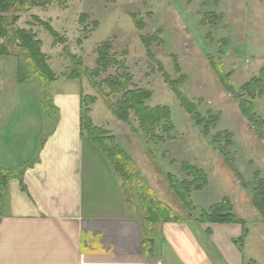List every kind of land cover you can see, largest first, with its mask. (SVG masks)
I'll list each match as a JSON object with an SVG mask.
<instances>
[{
	"label": "rangeland",
	"instance_id": "1",
	"mask_svg": "<svg viewBox=\"0 0 264 264\" xmlns=\"http://www.w3.org/2000/svg\"><path fill=\"white\" fill-rule=\"evenodd\" d=\"M204 2L65 0L20 13L16 25L33 31L41 40L42 53L57 79L43 83L28 68L27 81L19 83L18 56L26 52L19 41L11 47V53L0 55V83L7 89L2 90L0 85V106L5 119L14 122L11 131L15 133L16 149L21 145L20 139L23 142L26 136L43 130L41 120L43 123L61 118L57 93L91 95L95 100L84 106L88 110L85 112L88 123L112 137L114 145L127 153L126 159L135 164L140 178L147 182L148 192L171 207L177 221L198 226L203 210L229 202L239 218L262 222L254 204V190L264 180V80L256 84L253 96L247 86L252 79L259 78L264 68V0H218L213 6ZM209 12L216 14L217 19L208 18ZM131 14L143 21L142 31L137 29ZM46 24L56 35L50 33ZM156 33L159 39L153 44V56H149L140 36ZM105 41L112 45L110 54L117 53L118 60L126 61L133 76L130 88L151 91L148 106L169 107L175 126L173 132L163 134L158 128L153 132L143 130L134 112L129 122L120 120L114 113V105L121 94L111 93L105 85V95L100 94L82 69L79 79L68 78L80 69L73 56L91 71L96 66L97 49ZM6 42V38H0V47ZM215 64L224 77L217 72ZM116 72V68L109 69L100 79ZM173 82H179V89L194 102L201 116H218L219 121L209 136L204 135L203 127L181 105L172 88ZM245 100L253 103L252 112L262 123L245 114L241 106ZM6 127L4 123L2 135ZM222 131L234 135L227 162L212 144L213 136ZM43 133L39 134V142L46 137L47 132ZM84 150L85 147V153ZM85 160L91 159L85 156ZM186 164L203 170L208 178L206 186L191 193L195 206L192 212L178 198L168 179L170 175L192 179L184 171ZM95 166L101 170L96 168L94 184L99 194L104 195L110 182L107 167L98 161ZM114 173L130 214L142 218L145 210L140 197L120 173L115 170ZM86 176L83 172L82 178Z\"/></svg>",
	"mask_w": 264,
	"mask_h": 264
},
{
	"label": "crops",
	"instance_id": "2",
	"mask_svg": "<svg viewBox=\"0 0 264 264\" xmlns=\"http://www.w3.org/2000/svg\"><path fill=\"white\" fill-rule=\"evenodd\" d=\"M57 95L61 118L41 120L43 130L20 139L17 149L14 122L0 106V172L8 175L0 264H264V223L249 220L243 244L241 224L161 222L154 254H146L142 223L130 214L111 161L81 133L80 92ZM96 161L107 167L104 195L94 184Z\"/></svg>",
	"mask_w": 264,
	"mask_h": 264
},
{
	"label": "trees",
	"instance_id": "3",
	"mask_svg": "<svg viewBox=\"0 0 264 264\" xmlns=\"http://www.w3.org/2000/svg\"><path fill=\"white\" fill-rule=\"evenodd\" d=\"M65 0H0V38H6L7 42L0 47V55H8L11 53V47L16 41L20 42V45L26 51L25 54L18 56L17 65V79L19 83H25L26 69L31 68L34 70L37 77L41 82H53L57 79L55 72L48 65L45 55L42 53V42L31 30L20 29L16 22L19 19V14L22 12L30 11L33 7H45L54 3H62ZM218 0H205L204 5L213 6L216 5ZM136 27L142 31L144 23L139 20L135 14H131ZM207 17L211 20H216V14L209 12ZM48 30L53 35H56L55 30L46 24ZM142 43L144 44L149 56H153L152 47L153 44L159 39L158 33L146 34L140 36ZM112 45L109 41L103 42L97 49L98 58L96 66L93 70L83 68L81 60L73 56L74 63L79 70H74L68 78L79 79L80 73L83 71L89 77L93 87L105 95L103 86L108 87L111 93L121 94L119 100L115 103L114 113L124 122H129L131 113L134 112L135 116L139 119L140 126L143 130L153 132L158 128L163 134H170L174 131V123L169 107L158 106L151 107L146 103L151 99L152 93L145 88H130L133 76L130 74L127 63L124 59L118 60L119 54H110ZM126 54V53H124ZM217 72L223 76L222 70L215 64ZM116 68L115 74H108L104 80L100 77L102 74L108 73L109 69ZM82 69V71H81ZM98 78L100 80H98ZM264 80V68L261 70L259 78L252 79L249 83L248 92L251 96L257 91L256 84L261 83ZM173 90L177 94V97L181 105L190 113L192 117L197 121V124L203 127L204 135L207 137L210 134V130L216 127L219 118L214 114H210L208 117H203L196 110V105L192 102L181 90L179 89V82H173ZM41 92L43 91L41 86ZM43 93V92H42ZM42 95V94H41ZM108 96V94H106ZM95 98L91 95H85L80 93V122L81 133L92 138L94 143L106 154L112 163L113 169L120 173L130 189L134 190L140 197L144 206L145 215L140 218L143 226L144 238L142 241V249L150 257L154 254V242H153V230L158 223L165 221H177L173 209L168 205L157 200L150 192H148V184L140 178V172L128 158L127 153L119 146L114 145L113 138L105 135L100 128L89 124L85 112L88 110L84 108L86 104L93 102ZM53 104H50V108ZM242 109L245 114L252 120L258 123H262L260 118L256 116L253 110V103L250 100H245L241 103ZM53 109V107H52ZM159 132V133H162ZM233 133L228 131H222L217 133L212 138L213 146L218 149L219 153L224 156L225 161H229L231 157L230 147L233 143ZM115 165V166H114ZM184 171L187 173L186 179H179L175 175L168 176L169 182L174 189L178 198L184 203L185 207L192 212L195 208L191 198V193L194 189H201L208 184V178L203 170L186 164ZM7 177L5 172H0V202L3 201L7 186ZM141 180V181H139ZM143 182V184H142ZM143 185V186H142ZM254 204L259 210L262 222L264 223V180H260L257 188L254 190ZM200 223H223V224H241L242 225V237L239 238L241 244L244 243L247 235V222L235 215L233 206L229 202L218 203L212 205L209 209L203 210L199 221ZM251 264V263H249Z\"/></svg>",
	"mask_w": 264,
	"mask_h": 264
}]
</instances>
